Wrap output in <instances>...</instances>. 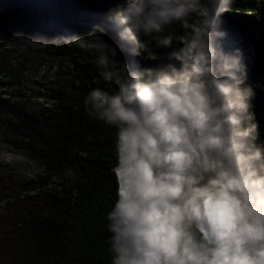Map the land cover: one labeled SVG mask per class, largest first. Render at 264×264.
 <instances>
[{
    "label": "clouds",
    "instance_id": "9594fccd",
    "mask_svg": "<svg viewBox=\"0 0 264 264\" xmlns=\"http://www.w3.org/2000/svg\"><path fill=\"white\" fill-rule=\"evenodd\" d=\"M234 2L127 0L92 25L99 75L118 88L84 100L90 118L116 129L112 264H264V146L244 53L228 46L222 20ZM174 25L184 30L179 66L141 67L152 40L170 47L160 34ZM28 39L85 47L77 33Z\"/></svg>",
    "mask_w": 264,
    "mask_h": 264
},
{
    "label": "trees",
    "instance_id": "16d2710c",
    "mask_svg": "<svg viewBox=\"0 0 264 264\" xmlns=\"http://www.w3.org/2000/svg\"><path fill=\"white\" fill-rule=\"evenodd\" d=\"M127 0H12L0 7V50L10 46L5 60L14 53L26 57L72 60L77 74L54 91V106L30 116L23 103L0 97V123L13 147L42 166L45 177L17 181L0 174V264H112L109 251L112 233L107 214L116 200V129L90 118L84 100L95 88L114 95L118 88L99 73L100 49L89 32L111 9ZM232 43L242 49L247 65L246 85L254 95L250 110L260 125L264 146V0H235L222 17ZM171 34L170 47L152 40L136 59L143 68H162L178 62L172 52L179 47V25ZM77 33L85 47L64 44L39 47L28 38ZM118 41L113 33L104 37ZM13 53H12V52ZM120 56L131 59L123 51ZM66 171L77 175L74 183L63 178ZM62 177L58 190L49 189Z\"/></svg>",
    "mask_w": 264,
    "mask_h": 264
},
{
    "label": "rangeland",
    "instance_id": "374dc122",
    "mask_svg": "<svg viewBox=\"0 0 264 264\" xmlns=\"http://www.w3.org/2000/svg\"><path fill=\"white\" fill-rule=\"evenodd\" d=\"M9 50L10 46L0 50V97L25 104L30 116L53 108L54 91L70 82L77 74V67L72 60L46 56L38 58L36 55L26 57L24 53H14L9 60H5ZM0 174L13 176L17 181L45 177L42 166L13 147L1 123ZM65 177L69 178L70 183L77 180V175L72 171H66ZM61 178L55 177L48 188L58 190Z\"/></svg>",
    "mask_w": 264,
    "mask_h": 264
},
{
    "label": "water",
    "instance_id": "95a60500",
    "mask_svg": "<svg viewBox=\"0 0 264 264\" xmlns=\"http://www.w3.org/2000/svg\"><path fill=\"white\" fill-rule=\"evenodd\" d=\"M12 0H0V7L3 5H6L7 3H9ZM24 2H31V0H22Z\"/></svg>",
    "mask_w": 264,
    "mask_h": 264
}]
</instances>
